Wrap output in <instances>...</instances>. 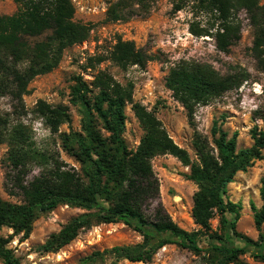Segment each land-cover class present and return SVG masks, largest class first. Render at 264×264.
Instances as JSON below:
<instances>
[{"label": "trees", "instance_id": "1", "mask_svg": "<svg viewBox=\"0 0 264 264\" xmlns=\"http://www.w3.org/2000/svg\"><path fill=\"white\" fill-rule=\"evenodd\" d=\"M12 2L15 12L0 15V95L8 96L15 109H22L30 82L56 69L64 51L86 42L92 28L74 21L71 0ZM154 3L155 0H114L107 6L104 22L114 24L146 17ZM171 5L174 14L188 8L193 18L188 33L211 39L215 50L224 54L241 39L239 15L244 13L253 34L249 52L264 75V4L260 0H171ZM201 15L208 19L198 20ZM105 61L121 70L133 66L144 69L150 57L134 42L117 39L108 55L96 58L95 64ZM247 80L248 74L242 69L221 76L211 66L194 61L179 60L170 67L165 88L182 107L194 130L195 159L173 142L153 112L133 103L132 84L123 86L103 71L97 72L90 83L81 76L73 80L69 103L79 109L80 132L59 133V128L70 122L66 107L40 101L35 108L50 133L58 136L62 151L78 164V170L67 169L58 157L38 150L21 123L0 117V145L7 146L5 168L22 198L21 204L0 198V230L12 231L7 238L0 237V264H20L8 248L9 243L19 236L27 240L39 216L59 206L85 213L48 237L39 248L46 254L57 253L83 230L121 223L141 241L93 252L82 260L83 264H103L107 259L149 264L167 246L202 256L206 264H247L242 260L246 255L264 262V178L259 188L261 207L251 204L259 233L255 241L237 232L240 206L227 196V187L235 175L264 159V130L254 126L250 130L252 145L237 149V134L229 137L217 121L212 122L210 139L196 132L194 124L198 107L239 89ZM127 106L142 130L135 149H129L123 138ZM165 155L188 169L187 179L196 187L191 217L197 231L180 229L159 202V182L151 162ZM34 168L40 170L39 174L25 182ZM215 218L218 227L213 232L211 221ZM204 237L209 242L200 245Z\"/></svg>", "mask_w": 264, "mask_h": 264}, {"label": "rangeland", "instance_id": "2", "mask_svg": "<svg viewBox=\"0 0 264 264\" xmlns=\"http://www.w3.org/2000/svg\"><path fill=\"white\" fill-rule=\"evenodd\" d=\"M114 0H71L75 10L74 21L91 26L89 39L79 45L66 49L56 69L51 73L34 78L28 93L23 97V108L8 96L0 95V117L11 122L21 123L38 150L58 157L67 169L78 170V164L60 147L57 135L50 133L43 120L35 113L38 102L51 106H64L68 109L70 122L59 128V133L80 132L81 115L77 107L69 103L70 88L74 78L81 76L90 83L94 75L103 71L121 85L132 84L133 103L153 112L167 134L180 148L195 159L192 147L194 130L189 127L182 107L175 102L165 88V77L170 67L179 60L194 61L211 66L219 75L226 76L238 69L248 74V80L239 89L225 93L208 106L198 107L194 115L195 131L210 139V128L217 121L221 129L230 137L237 134V149L252 145L250 130L257 126L264 130V75L257 68L249 48L253 34L244 13L240 41L228 53H219L209 38H195L188 33V25L193 21L190 10L172 12L171 0H155L146 17H135L126 22L107 24L105 12ZM264 4V0H260ZM12 0H0V15L10 16L15 12ZM208 17L201 15L198 20L205 22ZM117 39L134 42L150 57L144 69L136 66L121 70L109 61L95 64L99 56H107ZM93 66V67H92ZM125 131L123 138L129 149H135L142 136V130L130 106L125 108ZM7 152L5 144L0 145V198L11 204H21L22 198L13 188L10 171L5 168ZM152 169L159 182V202L172 221L187 232L197 231L191 217L192 197L196 191L194 184L187 179L189 171L181 163L169 156H159L152 160ZM40 170L34 168L24 179L32 180ZM264 178V159L254 161L246 172L235 175L227 187L230 202L240 206V216L236 224L238 233L257 240L251 204L261 207L259 198L260 181ZM12 194V195H11ZM85 213L82 210L59 206L33 223L32 232L27 240L15 237L9 243L20 264H83L82 260L96 251L114 246L139 243L141 238L121 223L99 225L81 231L78 236L57 253H43L40 247L51 234L57 233L68 221ZM212 231L216 232L217 219L211 221ZM11 230L1 229L0 237L7 238ZM264 235V225L261 227ZM207 238L200 239L205 245ZM247 264H264L253 261L249 255L242 257ZM103 264H131L126 261L114 262L107 259ZM141 264V263H138ZM149 264H206L202 256L182 250L177 246L161 249Z\"/></svg>", "mask_w": 264, "mask_h": 264}]
</instances>
